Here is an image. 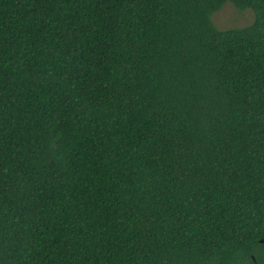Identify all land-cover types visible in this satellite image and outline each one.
Instances as JSON below:
<instances>
[{
  "label": "trees",
  "instance_id": "trees-1",
  "mask_svg": "<svg viewBox=\"0 0 264 264\" xmlns=\"http://www.w3.org/2000/svg\"><path fill=\"white\" fill-rule=\"evenodd\" d=\"M226 2L254 22L218 29ZM264 0H0V264H264Z\"/></svg>",
  "mask_w": 264,
  "mask_h": 264
},
{
  "label": "rangeland",
  "instance_id": "rangeland-1",
  "mask_svg": "<svg viewBox=\"0 0 264 264\" xmlns=\"http://www.w3.org/2000/svg\"><path fill=\"white\" fill-rule=\"evenodd\" d=\"M212 20L220 30L241 29L254 22V12L249 8L240 10L231 2H226L221 9L212 15Z\"/></svg>",
  "mask_w": 264,
  "mask_h": 264
},
{
  "label": "water",
  "instance_id": "water-1",
  "mask_svg": "<svg viewBox=\"0 0 264 264\" xmlns=\"http://www.w3.org/2000/svg\"><path fill=\"white\" fill-rule=\"evenodd\" d=\"M262 242L264 243V240H262Z\"/></svg>",
  "mask_w": 264,
  "mask_h": 264
}]
</instances>
